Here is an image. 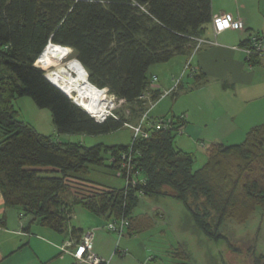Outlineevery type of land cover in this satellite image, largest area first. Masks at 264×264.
I'll list each match as a JSON object with an SVG mask.
<instances>
[{"label":"trees","instance_id":"obj_1","mask_svg":"<svg viewBox=\"0 0 264 264\" xmlns=\"http://www.w3.org/2000/svg\"><path fill=\"white\" fill-rule=\"evenodd\" d=\"M211 21V0H0V193L5 207L28 218L25 230L35 222L58 234L69 231V240H79L86 232L67 227L73 209L82 207L108 222L135 207L138 191L179 200L193 228L211 240L224 237L220 227L225 221L244 223L257 209L264 211V122L251 127L238 144L211 143L205 163L195 170V155L175 143L185 117L172 115L167 128L151 130L135 143L140 154L136 169L144 183L81 195L65 177L84 176L89 165H104L103 151L116 174L117 159L128 143H65L16 117L13 100L28 96L50 111L57 134L92 136L135 125L164 93L149 88V99H140L152 75L149 68L207 45L196 49ZM250 36L263 42L259 33H250L248 40ZM48 42L71 50L64 48L55 65L42 69L77 59L93 86L122 100L129 118L115 109L113 116L97 122L52 85L35 65ZM168 94L174 98L177 92ZM128 219L126 232L138 233L140 220ZM69 264L79 263L74 259Z\"/></svg>","mask_w":264,"mask_h":264},{"label":"crops","instance_id":"obj_2","mask_svg":"<svg viewBox=\"0 0 264 264\" xmlns=\"http://www.w3.org/2000/svg\"><path fill=\"white\" fill-rule=\"evenodd\" d=\"M220 15L231 20L241 19L246 30H225L214 37L212 23L207 25L206 34L202 38L213 39V44L204 45L189 55L174 58V74L178 75L187 61L195 69V73H188L187 78L181 79L183 81L178 85L181 91L171 99L168 111L162 109L153 112L170 94L162 96L149 112L152 117L164 116L168 112L173 115L184 114L185 124L178 136L181 137V144L187 141L188 145L177 147L193 154L199 153L201 144L205 146V150L211 143L238 144L251 127L264 122V58H257L254 63L248 62L243 51L248 35L252 32L261 34L264 43V0H211V18ZM152 75L158 78L159 91L171 89L167 76H157L156 73ZM185 84L194 87L185 89ZM180 99H185L186 103L177 105ZM73 214L74 209L71 217ZM24 228L22 232L29 234V228ZM77 228L85 232L93 230L89 249L102 258L105 264H163L157 256L151 254L147 243L138 239V233L129 234L125 230L118 238L115 233L105 229L104 221L93 217H88ZM0 229L3 230L1 225ZM53 232L46 233L54 241L42 240L57 249L60 259H63V254L72 258L70 252L63 253L59 249V246L69 240V232L65 239ZM47 243L39 242V246L43 250L49 249ZM73 250L74 247L69 248V251ZM41 256L44 261L38 264L53 263L54 258L47 257L46 252ZM33 262L31 264H37L36 260ZM65 262L62 260L59 264H66Z\"/></svg>","mask_w":264,"mask_h":264},{"label":"rangeland","instance_id":"obj_3","mask_svg":"<svg viewBox=\"0 0 264 264\" xmlns=\"http://www.w3.org/2000/svg\"><path fill=\"white\" fill-rule=\"evenodd\" d=\"M180 56L184 55H176L168 62L152 65L149 68V74L156 73L157 76L158 74L163 77L167 76L168 81H170L171 88H174L173 80L178 79L180 75L183 74L186 64H184L178 75L174 74V58H179ZM71 57H74L73 53L71 54ZM58 59L50 65H43L39 60H37V64L35 65L39 68H41L40 66L50 68L56 64ZM153 70H155V72H153ZM44 72L47 71L44 70ZM188 73V71H185L181 79L184 77L187 78ZM181 79L180 81H183ZM192 87L194 86L184 85L185 89H191ZM180 91L181 88L176 87L174 89V92H177V95H179L178 93ZM171 99V95L166 97L163 102L156 106L153 112L155 113L162 109H166L168 111L169 104L172 102ZM184 101L185 99H180L179 102H177V105L180 106L182 102L186 103ZM13 105L15 111L17 112L16 117L18 120L30 124L40 134L44 136H52L53 139L57 141L65 143H81L87 147L94 145H103L108 147L111 145H125L129 143L132 138L133 130L128 127H123L111 133L92 136L84 134H57L52 123L50 111L46 108H39L30 97H16L13 100ZM116 106V111L124 112L125 116L129 118L128 113L126 112V106ZM172 115L173 114L171 112H168V114L164 115V117H171ZM180 134L181 133L177 134L175 138L176 145L187 146V141H183V144H181V137L178 136ZM1 139L2 134L0 132V141ZM201 146L202 148H200L199 153L194 154L195 160L193 168L195 170L200 168L206 161L205 146L202 144ZM193 147H195L194 144ZM101 157L104 158V165H89L88 173L84 176H77L69 173L65 177V181L74 188L75 192L85 195L124 186L123 179L116 177L115 169L108 166L109 154L103 151L101 153ZM48 174L61 176V173L59 172H49ZM122 214H124L127 218L136 219V222L140 220V223L142 224L138 225V234L140 235L138 239L147 243L151 254L157 256L160 263L227 264L226 257L228 258L229 247L226 240H211L203 233L195 231L193 228L185 224V209L183 204L175 198L164 196L162 193L152 196H142L138 200L135 207L129 212H126L127 215L125 213ZM88 217L99 218L100 221H104V225L106 224V220L103 218L92 215L86 209L78 206L74 209L73 217H71L67 222V227L80 226L85 223V220ZM27 219L28 218L21 215L19 209L14 207H5L0 193V225L3 227V230L0 229L1 264H31L34 263L33 261L35 260L38 264V262L44 261L41 260V255L45 254V252L47 257L50 256L56 260H53L52 264H59L62 260L66 261V264H69L74 260L73 258H69L67 254H63V259H60L57 249L51 247V243L50 245L47 243V241H54L46 233L52 232L48 227L41 226L33 222L29 225V234H24L22 229L28 225ZM146 225L150 227L147 228ZM259 227L260 231L257 251L264 253V211L257 209L250 219L244 223L227 220L221 230L227 237L228 241H230L233 245H237V242L239 241L236 240L238 239L251 241L256 235ZM68 232L59 234L60 238L65 239V237L68 236ZM39 242H42L43 244L47 243L49 249L43 250L39 246ZM40 251L43 253L40 254ZM184 254L186 255V260L184 259ZM37 257L39 261H37Z\"/></svg>","mask_w":264,"mask_h":264},{"label":"built area","instance_id":"obj_4","mask_svg":"<svg viewBox=\"0 0 264 264\" xmlns=\"http://www.w3.org/2000/svg\"><path fill=\"white\" fill-rule=\"evenodd\" d=\"M212 29L213 34L216 36L218 33H221L225 30H235L242 31L244 30V23L241 19L236 18L234 20L229 19L225 15H220L212 19ZM202 44H213L212 41L199 38L197 40L196 49ZM247 60L250 58H264L263 42L262 39L257 36H250L247 44L243 48ZM193 70L189 61L186 62L183 74L180 75L178 79H174V88L167 90L163 93V96L168 94L171 90L175 89L180 82L181 77L184 75L185 71L190 72ZM158 78L155 75H151L149 78V84L147 90L143 92L140 96L141 100L149 99V88L154 89L157 87ZM99 91L104 92V97L106 99V105L104 111L100 115H93L87 112L92 116L97 122H103L107 117L113 116V111L116 109V105H120L122 100H117V98L109 94L107 89H99ZM79 106L78 102H74ZM150 103V102H149ZM152 106V104L150 105ZM148 111L140 117L137 124L129 125L125 124L128 128L133 130L132 138L128 143L127 147L122 150L117 159V168H116V177L123 179L125 188H135L137 183H144V179L139 175L136 164L137 157L140 156L137 151L135 143L139 139L148 138L150 131L156 128H167L170 124L169 117L162 118H152L149 117ZM138 196L142 197L143 192L138 191ZM129 226L128 218L122 214L116 219L109 220L105 224V229L112 233H115L118 238H120L124 233L126 228ZM93 235V230L87 231L84 233L79 240H69L66 243L60 246V249L63 252H70V255L79 263V264H99L102 262V258L97 256L94 252L89 249V244L91 242ZM74 247L73 251H69V248Z\"/></svg>","mask_w":264,"mask_h":264},{"label":"bare ground","instance_id":"obj_5","mask_svg":"<svg viewBox=\"0 0 264 264\" xmlns=\"http://www.w3.org/2000/svg\"><path fill=\"white\" fill-rule=\"evenodd\" d=\"M63 49L59 45L49 44L38 60L43 65H50L60 57ZM49 71L51 82L74 96L80 107L93 115H100L104 111L106 105L104 92L97 90L86 81L85 72L75 59Z\"/></svg>","mask_w":264,"mask_h":264},{"label":"flooded vegetation","instance_id":"obj_6","mask_svg":"<svg viewBox=\"0 0 264 264\" xmlns=\"http://www.w3.org/2000/svg\"><path fill=\"white\" fill-rule=\"evenodd\" d=\"M184 220H185V224L193 228L191 224V220L189 218H186V214ZM223 225L224 224H222V226ZM222 226L220 227V233L224 237L221 239L226 240V243L229 247L228 258L226 257L227 264H264V253H260L257 251V243H258L260 227L258 228L256 235L253 237L251 241H244L242 239H238L236 240L239 241L237 242V245H233L230 241H228L227 237L222 233L221 230ZM214 241H218V240H214Z\"/></svg>","mask_w":264,"mask_h":264},{"label":"water","instance_id":"obj_7","mask_svg":"<svg viewBox=\"0 0 264 264\" xmlns=\"http://www.w3.org/2000/svg\"><path fill=\"white\" fill-rule=\"evenodd\" d=\"M49 44H51V45H53L51 42H48V44L47 45H49ZM46 45V46H47ZM46 46H45V48H46ZM60 46V45H59ZM62 48H68V47H64V46H61ZM44 48V49H45ZM44 49H43V51H44ZM68 49H70V48H68ZM71 50V49H70ZM43 51L41 52V54L43 53ZM41 54L39 55V56H41ZM75 59V58H74ZM78 63H79V65L82 67V69H83V71L85 72V76H86V81L89 83V84H91L90 82H89V80H88V74H87V72H86V70L83 68V66L81 65V63L77 60V59H75ZM50 71L49 72H45V74H44V76H45V78L52 84V85H54L55 87H57L61 92H63L73 103L75 102V98H74V96H72V95H70L69 93H66V92H64L57 84H54L53 82H51V80H50ZM92 85V84H91ZM95 87V86H94ZM97 90H99L97 87H95ZM80 107V106H79ZM80 108H82V107H80ZM85 112H87L84 108H82Z\"/></svg>","mask_w":264,"mask_h":264}]
</instances>
